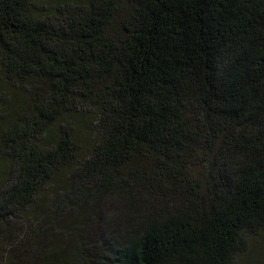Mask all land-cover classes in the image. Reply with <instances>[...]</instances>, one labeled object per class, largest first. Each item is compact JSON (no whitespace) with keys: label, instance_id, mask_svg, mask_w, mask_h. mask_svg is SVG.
I'll list each match as a JSON object with an SVG mask.
<instances>
[{"label":"trees","instance_id":"obj_1","mask_svg":"<svg viewBox=\"0 0 264 264\" xmlns=\"http://www.w3.org/2000/svg\"><path fill=\"white\" fill-rule=\"evenodd\" d=\"M262 239L264 0H0V264H246Z\"/></svg>","mask_w":264,"mask_h":264},{"label":"rangeland","instance_id":"obj_2","mask_svg":"<svg viewBox=\"0 0 264 264\" xmlns=\"http://www.w3.org/2000/svg\"><path fill=\"white\" fill-rule=\"evenodd\" d=\"M109 204H110V202L106 203L107 206ZM74 213L75 212H72L71 216H69V215H67V211H66L64 214V216H65L64 220H60L59 222L55 223L54 226L53 225L49 226L47 223H46V225H44L45 230L43 233L48 231V233H50L51 236H48L50 240H47V241L44 240L43 241V243H44L43 249H45V250L40 249V251L38 252L39 254H43V253H45V251L47 253L52 252V251L53 252L57 251L61 246L65 245L67 243V241H69L73 238H76L74 235L76 230H73V232H72L71 226H65L66 222L74 221V219L76 218ZM72 225H76V223H73ZM26 226H25L26 232L27 233L29 232V234H31V236H33V233H30V231H35L36 227L31 226V225H28L27 227ZM28 241H29V239H28ZM253 250H254L253 251L254 253H251L249 256L250 262L247 263V260L245 259L246 264H262L264 262V240L262 239L260 241V243L256 245V247H253ZM3 257H4L3 253L0 252V263L3 261ZM246 258H248V257H246ZM105 264H109V262H106Z\"/></svg>","mask_w":264,"mask_h":264}]
</instances>
